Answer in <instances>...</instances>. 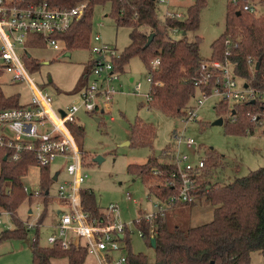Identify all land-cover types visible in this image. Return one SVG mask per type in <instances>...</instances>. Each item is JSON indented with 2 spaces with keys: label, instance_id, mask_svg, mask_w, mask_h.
<instances>
[{
  "label": "rangeland",
  "instance_id": "obj_1",
  "mask_svg": "<svg viewBox=\"0 0 264 264\" xmlns=\"http://www.w3.org/2000/svg\"><path fill=\"white\" fill-rule=\"evenodd\" d=\"M166 1L171 7L170 11L180 12L184 16H187V11L191 6L200 4L198 28L195 32L186 33L185 37L187 41H192L195 37L200 38L201 61L211 58L213 54L211 44L224 34L228 9L231 17L239 12V16L244 18V25L264 20V0H238L237 6H233L231 0ZM80 4H86V2ZM244 4L255 5L257 14L243 13L240 8ZM167 6L158 4L157 13L162 21L166 19ZM89 8L91 6L87 5L88 10ZM110 14L111 4L109 2L95 5L92 8L90 39L86 48L68 51L63 42H59V49L55 50L44 40L34 35L28 37L24 44L18 48L21 53L28 54L30 62L34 63L31 66L32 77L36 83L48 91L54 109L62 108L75 101L73 93L82 86V83L78 84V81L91 57L89 49L94 45L92 42L94 36H98L104 44L113 47L119 55L128 46L130 29L116 27ZM238 24H240L239 20H235L234 28L225 38L229 39L231 43L235 38L241 39L240 35H242L243 29ZM181 38L180 34L172 37L173 40ZM66 53L69 56H66ZM147 77V70L143 62L138 57L131 58L124 65L123 71L119 72V80L114 84L117 93L113 96L109 108L96 114H87L82 110L76 113L74 116L75 125L82 127L83 134H73V138L81 153V158L83 155L82 174L85 175V179L81 188L94 193L100 212L107 213V207L110 204L117 207L118 214L115 213L114 216L130 231L131 253L142 255L146 258L147 264H153L155 261L154 249L140 238L132 221L151 207L150 202L153 198L147 197L149 189L154 191L163 180L152 174V169H148L150 165H147L143 170L148 169L149 171L144 178L147 182L138 174L130 172L128 167L131 165L142 167L147 164L149 158H155L157 162H161V151L171 149L169 145L173 140L172 131L177 130L181 131L185 137L192 138L200 146V157L206 156L207 162L214 159L219 163V165L209 168L208 180L212 182L220 179L222 180L220 185H227L264 166V126L252 123L249 116H246V122L252 126L253 132L242 130L241 128L244 127L242 124L241 128L239 127L238 118L235 119L236 117L224 110L217 111L214 108L215 104L219 105L218 99L214 97H209L201 106L195 105L197 114L195 120L182 124L177 119L179 116L169 117L147 108L145 98L149 91ZM130 78L133 80L132 82L129 81ZM6 79L4 77L0 80L4 94L6 96L17 95L19 105L29 103L31 96L27 87L24 84L9 85L5 82ZM137 83L141 85V90L132 91ZM198 98L199 94L196 93L190 99L187 107L195 104V100ZM218 118L223 120L222 124L213 125V122ZM137 122L153 129L154 134L149 139V143L132 136L131 129ZM233 122L242 134L232 131ZM146 141H148L147 138ZM181 150L189 152L184 147ZM97 157L100 158V162L94 161ZM46 171L49 178L57 175L59 182L67 177L65 163L60 158H57ZM41 175V169L38 166L34 164L28 166L25 176L21 179L22 186H26L30 192L42 191ZM56 185L53 180L48 188L52 200L48 202L46 210L43 211L45 217L42 227L38 230L37 244L41 248L49 247L47 237L54 232L51 226L56 219L55 212L66 209V203L59 202L55 198ZM32 201L38 202V199ZM28 206V201L24 200L16 210L15 215L20 222L26 219L25 213ZM213 209L214 207L204 197H196L195 202L191 205L177 206L168 210L165 223L170 228L176 227L183 230L204 225L212 221ZM2 221L0 236L5 231L15 229L13 219L9 215H4ZM35 234V231H31L26 233L24 239L11 237L0 240V264H33L30 246L31 239ZM126 253L124 245V249L114 253L113 256L118 257L121 254L126 255ZM51 264H67V261L65 258H58L51 260ZM84 264L98 263L92 255L88 254ZM247 264H264V257L257 252L251 253Z\"/></svg>",
  "mask_w": 264,
  "mask_h": 264
},
{
  "label": "built area",
  "instance_id": "obj_2",
  "mask_svg": "<svg viewBox=\"0 0 264 264\" xmlns=\"http://www.w3.org/2000/svg\"><path fill=\"white\" fill-rule=\"evenodd\" d=\"M238 2L231 0L233 6H237ZM166 3V0H158V4ZM240 9L244 13L257 14L253 4H244ZM87 10L86 4L55 8L47 1L35 3L34 0H0V80L6 77L5 82L9 85L24 84L31 96L27 104L0 110V171L1 161L18 162L25 155H30L39 168L49 167L57 158L62 159L67 177L60 182L55 180V198L66 203V209L55 212L56 219L51 226L54 232L47 237L49 246L58 243L63 251L84 247L87 255H92L98 264H126L125 255L113 256L124 249L126 239L130 236L126 225L118 222L114 216L115 213L118 214L117 207L110 204L107 213H103L101 222L90 220L83 210L80 190L85 175L82 174L81 153L68 127V124H75L74 116L81 110L87 114H96L109 108L117 93L114 84L119 80V72L114 68V61L119 54L113 47L104 44L98 36H94V45L89 49L91 57L87 74L84 84L73 94L75 101L54 109L50 94L35 82L33 72L24 62L23 58L29 55L18 50L33 35L58 50L59 42H62L58 36L65 34ZM165 16L171 20L185 19L182 13L172 12L168 8ZM168 34L174 37L180 31L170 28ZM236 46L237 44L225 39V51L221 60L210 58L199 62L193 77V85L199 98L177 118L180 123L195 120V105L201 106L209 97H214L218 102L230 106L253 102L259 106V110L249 112L247 116L252 123L264 126V82L263 87H255L252 80L238 75V64L230 59L231 50ZM158 65V59L150 64L147 72L149 85L151 76L148 73ZM247 65L249 74L253 77L258 69L257 62L248 58ZM208 86L210 91L206 93L204 88ZM140 90L139 83L132 89L137 92ZM145 98L150 103L149 93ZM172 138L169 145L171 149L161 151L160 163L172 167L173 170L166 175L163 170L152 169V174L163 181L161 180L156 192L149 191L147 195L153 198L151 207L132 221L140 238L142 232L136 228V224L143 221L148 224L149 231L153 234L157 222L165 218L168 210L192 204L196 199L195 179L206 167V156L200 157V146L192 138L185 137L181 131L173 130ZM182 147L189 152L182 151ZM168 187L174 192L165 196L161 191ZM23 191L29 206L25 213L26 219L21 222L26 232L37 233L43 223H39V219L52 197L48 189L30 192L24 186ZM6 194L9 195L10 191L7 190ZM36 199L38 202L32 201ZM4 215L12 218L10 211L0 208V226L3 225ZM37 242L38 236L35 234L31 239V246Z\"/></svg>",
  "mask_w": 264,
  "mask_h": 264
},
{
  "label": "trees",
  "instance_id": "obj_3",
  "mask_svg": "<svg viewBox=\"0 0 264 264\" xmlns=\"http://www.w3.org/2000/svg\"><path fill=\"white\" fill-rule=\"evenodd\" d=\"M41 1H47L55 8H71L83 2L91 6L65 34L58 36L68 51L88 46L92 8L95 5L109 2L111 4L110 15L116 27L130 29L129 44L114 61L115 70L122 72L124 65L131 58L138 57L148 72L150 63L158 59L157 68L148 73L151 76L148 91L151 101L147 103V108L169 117L183 114L190 99L196 94L193 77L201 61L200 38L195 37L194 40L187 41L185 36L186 33L195 32L198 28L200 4L191 6L184 20L166 19L162 21L157 13L158 0H34L35 3ZM230 15L228 9L224 34L211 44L213 53L211 59L221 60L223 58L224 40L230 35L229 31L234 28L235 20H239L238 25L243 29V33L240 35L241 39H234L233 43L237 46L231 50L230 59L237 62V73L240 77L252 80L253 86L261 88L264 82V20L244 25L243 16H237L236 13L234 17ZM170 28H177L182 38L173 40L168 34ZM150 35L153 37L146 46ZM248 58L258 64L253 77L248 71ZM23 59L27 68L33 72L31 66L34 63L30 62L29 57L25 56ZM87 68L88 65L78 84L80 82L84 84ZM204 91L208 93L210 87L204 88ZM18 105L17 95L6 96L0 84V110ZM214 108L217 111L224 110L236 117L235 119L238 118L239 127L241 124L244 127H240L242 130L253 132L252 126L246 122V116L249 112L259 110L256 104L249 101L229 108V104L219 102V105L215 104ZM235 122H233L232 131L242 134L237 130ZM68 127L74 135L83 134L80 126L68 124ZM131 134L135 136V139L149 143L154 132L152 128L137 122L132 127ZM81 162L83 163V155ZM33 164L30 155H25L18 162L1 161L0 208L12 213L15 229L3 232L0 240L11 237L26 238L27 232L16 218L15 212L26 200L21 179L25 176L28 166ZM147 165H150L148 169H160L166 175L173 170L172 167L157 162L155 158H149L147 164L142 167L131 165L128 170L144 179L149 172L148 169L143 171ZM207 165L208 167H205L195 179L194 194L196 197H204L214 207L211 222L183 230L168 227L165 223L167 218L165 216L166 218L157 222L153 234L150 233L148 224L143 221L136 224V228L142 232V239L147 245H150L151 237L155 238L153 264H247L251 253L257 252L264 257V166L227 185H220V183L212 185L214 180L212 182L208 180L209 168L219 163L210 159L206 161ZM40 169L42 173L40 182L42 191H44L49 188L53 178H49L47 174L48 167ZM156 189L153 191L150 188L149 191L156 192ZM7 190L10 191L9 195L6 194ZM161 192L167 196L174 191L168 187L162 189ZM80 196L83 210L88 214L89 219L101 222L103 213L96 205L94 193L81 188ZM44 217L43 213L39 223L43 222ZM36 235L38 236L37 233ZM125 247L126 264H147L144 256L131 253L129 237L126 239ZM30 248L33 264H51V260L58 258H65L67 264H84L87 257L84 247L63 251L56 243L47 248L38 247V244Z\"/></svg>",
  "mask_w": 264,
  "mask_h": 264
},
{
  "label": "water",
  "instance_id": "obj_4",
  "mask_svg": "<svg viewBox=\"0 0 264 264\" xmlns=\"http://www.w3.org/2000/svg\"><path fill=\"white\" fill-rule=\"evenodd\" d=\"M236 15L239 16L240 13L237 12ZM152 37H153V35H150V36L148 37V39H147V43H146V46L150 43ZM65 55H66V56H69L68 53H66ZM257 67H258V64H257ZM244 87H246V85H245ZM251 103H253V102H251ZM60 113H61V115L63 116V113H62L61 111H60ZM96 121H98V120H96ZM222 122H223V120H222L221 118H218L217 120H215V121L213 122V125H221ZM4 160H5V158H4ZM94 161H95V162H100V158L97 157L96 159H94ZM56 176H57V175H55V176L53 177V180H54V181H55V179H56ZM221 182H222V180L217 179V180H214V181H213L212 185L217 184V183H221ZM120 238H121V236H120ZM150 246H151L153 249L155 248V238H154V237H151V238H150Z\"/></svg>",
  "mask_w": 264,
  "mask_h": 264
},
{
  "label": "crops",
  "instance_id": "obj_5",
  "mask_svg": "<svg viewBox=\"0 0 264 264\" xmlns=\"http://www.w3.org/2000/svg\"><path fill=\"white\" fill-rule=\"evenodd\" d=\"M168 5V6H167ZM165 6H167L166 8H168V9H171V7H170V5H169V2H168V4L166 3L165 4ZM178 13H180V12H178ZM84 71V70H83ZM130 82H132L133 80L130 78V80H129ZM75 93V92H74ZM73 93V94H74ZM75 123H76V120H75ZM55 176V175H54ZM55 180H58V177L56 176V179ZM184 206H187V205H184ZM176 208V207H175ZM42 227V226H41ZM41 227H39L38 229H37V234H38V230L41 228ZM38 238H39V236H38Z\"/></svg>",
  "mask_w": 264,
  "mask_h": 264
}]
</instances>
